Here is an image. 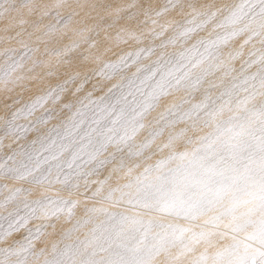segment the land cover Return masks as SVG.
<instances>
[{
  "label": "snow or ice",
  "instance_id": "1",
  "mask_svg": "<svg viewBox=\"0 0 264 264\" xmlns=\"http://www.w3.org/2000/svg\"><path fill=\"white\" fill-rule=\"evenodd\" d=\"M0 21V264H264V0H0ZM111 28L128 47L101 62ZM82 45L98 68L73 70Z\"/></svg>",
  "mask_w": 264,
  "mask_h": 264
},
{
  "label": "bare ground",
  "instance_id": "2",
  "mask_svg": "<svg viewBox=\"0 0 264 264\" xmlns=\"http://www.w3.org/2000/svg\"><path fill=\"white\" fill-rule=\"evenodd\" d=\"M40 2L54 3L55 0H40ZM66 2L71 3V4H76V3L90 4V3L100 2V0H66ZM104 2L112 3L113 5H116V4H121V3H127L128 0H104ZM137 2L142 3V2H144V0H137ZM156 2L164 3L165 0H156ZM218 2L219 3H231V2H233V0H218ZM173 15L174 14H170L169 16L162 18L161 23H165L168 20L172 19ZM93 16H95V13H93ZM25 18H27V17H25ZM6 22L7 21H0V28H2ZM91 23H93V21L89 20V24H91ZM99 23L101 25V28H103L105 22H99ZM121 23H123V22H121ZM15 30H19V27H17L13 31H15ZM116 32H117V28L107 29L106 31L102 30V31H100L99 37H95V34L93 33V37L96 40H98L100 43L98 44L97 48L93 49L92 51L95 55H101V62H103L104 60H108L110 58L115 59V56L112 55V52H119L120 50L126 49L128 47V45L121 44L116 40ZM0 35H2V33H0ZM202 35H203V33H202ZM106 36L110 37V38L106 39L105 38ZM68 42L69 41L67 39H65L63 41V43H68ZM4 46H5L4 43L2 41H0V50H2ZM86 47H87V45H82L81 49H78L76 51V53H74V57L76 59H74L73 70L80 71L83 73L84 71H89V70L96 69L99 67V63L96 62L95 57H93L92 59H90L89 61H86V62H81L78 59L80 52H82L84 50V48H86ZM105 47H110L112 49V52H109L107 54L102 55ZM225 51H227V49H225ZM237 66H239L238 63H237ZM41 72H42L41 69L36 70V74H40ZM23 74L26 76L28 75L27 69L24 70ZM96 80L103 81V77H96L94 80L90 81L88 83V85L86 86V90H88V88L91 87L92 84L96 82ZM46 82L54 84L56 82V78L55 77L49 78ZM9 87H13L14 91L16 93H22V96H23L22 102H23L24 100H27L29 97L38 93L40 88L42 87V85H38L37 81L35 79H25V80L21 81L18 85H15V86L10 85ZM25 88L28 90L24 91ZM99 94H100L99 92L96 93V95H99ZM177 95H179V94H177ZM5 98H6V92L4 90L3 85H0V114L2 113V102ZM173 99H175V97H166V98L162 99L161 103H160V108H158L156 112H153L149 115V117L146 120V123L148 121L152 120L153 117H155L159 111H162L164 109V107L167 104H169ZM61 103H63V101ZM49 106H51V105H49ZM60 107H61V104L58 103L56 105V108L59 110ZM66 113H67V110H65L64 114H66ZM37 115H39V113H37ZM145 135H146V132H142L137 137V142H139L141 139H143V137ZM62 195H66V194L62 193ZM59 227H61V225L58 224V228ZM58 235H59V232H57V235L55 237H52L50 239L58 238Z\"/></svg>",
  "mask_w": 264,
  "mask_h": 264
},
{
  "label": "rangeland",
  "instance_id": "3",
  "mask_svg": "<svg viewBox=\"0 0 264 264\" xmlns=\"http://www.w3.org/2000/svg\"><path fill=\"white\" fill-rule=\"evenodd\" d=\"M91 87H92V86H91ZM91 87H89L88 90L91 89ZM1 114H2V113H1ZM62 226H63L64 228H67V227H70L71 225H70V224H62ZM59 229H60V227L57 229V232H59ZM81 235H82V233H81Z\"/></svg>",
  "mask_w": 264,
  "mask_h": 264
}]
</instances>
